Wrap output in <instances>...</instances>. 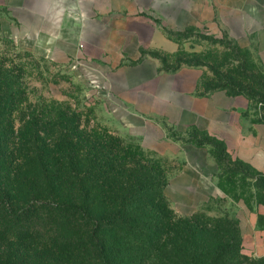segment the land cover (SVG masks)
<instances>
[{
	"label": "crops",
	"instance_id": "1",
	"mask_svg": "<svg viewBox=\"0 0 264 264\" xmlns=\"http://www.w3.org/2000/svg\"><path fill=\"white\" fill-rule=\"evenodd\" d=\"M0 9L8 14L1 26L17 45L69 66L141 125L205 132L264 174V123L253 120L249 101L224 91L206 93L199 69L162 70L149 54L171 49L161 27L200 26L253 48L264 63V0H0ZM185 148V164L164 195L177 212L190 215L217 189L206 151ZM258 218L264 221V206L247 209L238 221L246 255L264 254Z\"/></svg>",
	"mask_w": 264,
	"mask_h": 264
},
{
	"label": "trees",
	"instance_id": "2",
	"mask_svg": "<svg viewBox=\"0 0 264 264\" xmlns=\"http://www.w3.org/2000/svg\"><path fill=\"white\" fill-rule=\"evenodd\" d=\"M24 101L18 78L0 67V264H240L234 258L248 259L232 250L237 241L242 250L239 226L237 232L221 218L200 214L168 216L167 182L159 172L125 170L126 154L116 151L105 159L104 147L62 112L54 117L55 142L46 143L36 113L23 112ZM16 115L23 124L18 131ZM257 122L264 123V117ZM218 142L224 150L211 155L222 161L227 152ZM191 145L203 147V142ZM13 162L18 163L10 168ZM253 171L259 175L257 204L264 206V174ZM42 207L52 224L22 230ZM45 231L47 240L40 236ZM33 233L38 235L30 241ZM26 242L43 247H37L33 262L24 259ZM256 263L264 264V257Z\"/></svg>",
	"mask_w": 264,
	"mask_h": 264
},
{
	"label": "rangeland",
	"instance_id": "3",
	"mask_svg": "<svg viewBox=\"0 0 264 264\" xmlns=\"http://www.w3.org/2000/svg\"><path fill=\"white\" fill-rule=\"evenodd\" d=\"M7 18V12L0 9V67L18 78L25 100L23 112L36 113L40 136L45 138L46 143L55 142L58 125L54 117L62 112L76 122L79 131L104 147L102 153L105 159L115 156L114 151L122 156L126 154L125 160H121L125 170L135 167L147 171L155 169L161 179L168 182L185 164V147L198 140L203 142V147L196 148L206 151L205 155L213 167L212 184L217 193L208 196L192 214L221 218L237 231L242 213L247 209L253 212L261 206L257 204L259 175L247 165L237 162L233 155L225 153L224 159L219 160L216 155L224 150L220 142L195 130L178 132L167 125L160 128L141 125L137 118L122 109L105 92L79 77L69 66L36 57L28 49L17 45L1 26ZM161 31L171 42V49L159 47L149 54L159 61L162 70L197 68L201 71L202 91H224L245 97L249 101L253 120L257 122L264 117V63L253 48H241L224 32L213 34L200 26L179 31L161 27ZM111 94L115 97L114 93ZM13 125L16 131L23 125L17 115ZM212 153H216L215 157ZM16 163L13 162L10 168ZM35 197L38 201L41 199L40 194ZM160 204L165 209L162 202ZM165 210L171 217L192 215L180 214L169 201ZM52 222V215L42 207L32 215L29 226L22 230L30 231L34 226L48 228ZM256 226L263 228L264 221L258 218ZM36 235L31 234L30 241ZM40 236L44 240L48 238L46 231ZM234 244L232 250L243 255L238 241ZM40 245L38 247V244L29 242L21 245L22 250L28 249L24 259L28 257L27 260L33 262L35 251L43 248ZM263 257L264 254L251 253L246 256L247 260L238 256L234 260L240 264H257L256 261Z\"/></svg>",
	"mask_w": 264,
	"mask_h": 264
}]
</instances>
